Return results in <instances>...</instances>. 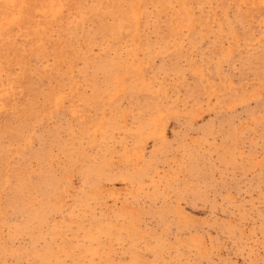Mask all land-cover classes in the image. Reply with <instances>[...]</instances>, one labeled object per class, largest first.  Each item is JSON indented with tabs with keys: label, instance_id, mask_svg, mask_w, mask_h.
I'll return each instance as SVG.
<instances>
[{
	"label": "rangeland",
	"instance_id": "obj_1",
	"mask_svg": "<svg viewBox=\"0 0 264 264\" xmlns=\"http://www.w3.org/2000/svg\"><path fill=\"white\" fill-rule=\"evenodd\" d=\"M0 264H264V0H0Z\"/></svg>",
	"mask_w": 264,
	"mask_h": 264
}]
</instances>
